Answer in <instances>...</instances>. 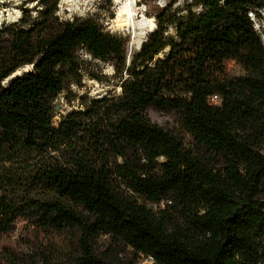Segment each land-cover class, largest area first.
<instances>
[{"label": "trees", "instance_id": "obj_1", "mask_svg": "<svg viewBox=\"0 0 264 264\" xmlns=\"http://www.w3.org/2000/svg\"><path fill=\"white\" fill-rule=\"evenodd\" d=\"M36 1L0 25V264H264V0L169 2L130 63L122 35ZM79 48L126 76L55 125Z\"/></svg>", "mask_w": 264, "mask_h": 264}, {"label": "rangeland", "instance_id": "obj_2", "mask_svg": "<svg viewBox=\"0 0 264 264\" xmlns=\"http://www.w3.org/2000/svg\"><path fill=\"white\" fill-rule=\"evenodd\" d=\"M25 0H0V25L19 20L23 14L24 7H28L32 16L38 13L40 6L36 0H30L24 4ZM135 9L134 20L128 26L117 27L114 19L117 11L123 3H130ZM196 0H59L58 15L61 19L72 20L74 18L95 20L108 32L120 34L126 43L127 63H130L133 55L140 49L142 42L148 34L157 26V15L164 7L172 2L171 10H176L178 14H185L189 8L199 11L201 4H195ZM16 11H19L17 16ZM152 18L156 26L150 30L146 26L144 35L138 33L139 23L144 19ZM134 23V24H133ZM135 25V26H134ZM136 29V30H135ZM257 30L261 34L264 42V14L261 19H257ZM176 29L169 25L168 33L175 34ZM30 68V67H28ZM28 68L19 70L22 73ZM229 69L233 73H242L240 66L231 61ZM65 74L63 90L58 94L53 102L54 118L53 122L58 125L62 116L67 113L83 109L93 98L103 95H117L121 91V83L125 78V71L120 72L117 64L112 59L102 60L93 57L83 48L77 51L75 62L61 68ZM7 81V80H6ZM150 119L165 127H175L172 117L166 113L148 109ZM23 222L17 223L14 237L19 236ZM105 241V237H102ZM136 264H154L152 259L138 261Z\"/></svg>", "mask_w": 264, "mask_h": 264}, {"label": "bare ground", "instance_id": "obj_3", "mask_svg": "<svg viewBox=\"0 0 264 264\" xmlns=\"http://www.w3.org/2000/svg\"><path fill=\"white\" fill-rule=\"evenodd\" d=\"M17 16H19V11H16ZM134 13H135V9L132 5V1H130V3H123V5H121L117 11V16L114 19V24L117 27H121V26H128L132 23V21L134 20ZM134 24V23H133ZM135 26V25H134ZM139 34L144 35L146 31L145 28L146 26L149 27L150 30H152L156 24L154 22V20L152 18L146 19L144 18L140 23H139ZM136 30V29H135ZM29 66H25L23 68H28ZM16 72H19V70H17ZM15 72V73H16Z\"/></svg>", "mask_w": 264, "mask_h": 264}, {"label": "built area", "instance_id": "obj_4", "mask_svg": "<svg viewBox=\"0 0 264 264\" xmlns=\"http://www.w3.org/2000/svg\"><path fill=\"white\" fill-rule=\"evenodd\" d=\"M260 12H261V17H257L256 14L253 11L249 12V16L253 20L256 29H257V19H261L262 18V15L264 14V9H261ZM212 100L214 102H219V97L217 95H214V96H212Z\"/></svg>", "mask_w": 264, "mask_h": 264}, {"label": "water", "instance_id": "obj_5", "mask_svg": "<svg viewBox=\"0 0 264 264\" xmlns=\"http://www.w3.org/2000/svg\"><path fill=\"white\" fill-rule=\"evenodd\" d=\"M30 67H33V65H31ZM26 71V70H25ZM20 74V72H18L17 74H12L11 77H14L16 75Z\"/></svg>", "mask_w": 264, "mask_h": 264}]
</instances>
